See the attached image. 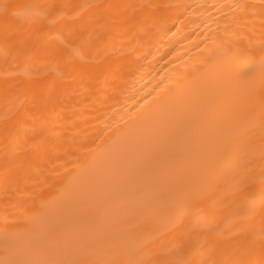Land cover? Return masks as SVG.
Returning a JSON list of instances; mask_svg holds the SVG:
<instances>
[{"label": "bare ground", "instance_id": "obj_1", "mask_svg": "<svg viewBox=\"0 0 264 264\" xmlns=\"http://www.w3.org/2000/svg\"><path fill=\"white\" fill-rule=\"evenodd\" d=\"M0 264H264V0H0Z\"/></svg>", "mask_w": 264, "mask_h": 264}]
</instances>
